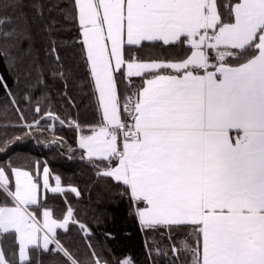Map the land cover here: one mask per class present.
I'll list each match as a JSON object with an SVG mask.
<instances>
[{"label": "snow or ice", "instance_id": "1", "mask_svg": "<svg viewBox=\"0 0 264 264\" xmlns=\"http://www.w3.org/2000/svg\"><path fill=\"white\" fill-rule=\"evenodd\" d=\"M0 68L23 102L41 94L28 123L0 72L21 131L55 134L66 121L43 106L49 86L75 107L81 82L95 113L86 129L67 122L81 159L128 197L167 264H264V0H0ZM50 176L0 164V264H109L76 209L48 203L66 191ZM73 226L83 253L63 240Z\"/></svg>", "mask_w": 264, "mask_h": 264}, {"label": "trees", "instance_id": "2", "mask_svg": "<svg viewBox=\"0 0 264 264\" xmlns=\"http://www.w3.org/2000/svg\"><path fill=\"white\" fill-rule=\"evenodd\" d=\"M68 2L70 3V0ZM65 27L64 37L70 41L75 39V29H72L70 24ZM0 72L7 77L9 87L21 101L19 106L27 116V122L31 123L35 115L32 111L35 99L41 94H36L31 105L23 102L19 95L20 89L11 74L2 68ZM78 75L83 76V72ZM62 91L60 85L50 84L49 102L43 105L46 110L51 108L66 121L62 126L57 122L53 134L43 121L41 124L44 130L33 128L21 131L25 122L19 119L15 109L8 104L5 91L0 89V106L8 105L6 117L0 119V141L21 137L6 154L0 151V164L12 161L16 166L24 168H32L37 161L41 168L46 164L51 172L50 183L54 186L58 176L66 190L64 194L47 193L48 203L57 206L59 215V210L65 207L66 199L67 203L76 209L77 218L90 229L91 235L88 239L93 248L103 259L108 260L109 264H122L125 260H130L132 264H167L165 258L155 253L153 243L160 239L159 236L148 234L141 229L128 197L121 196V190L111 184L97 180L92 165L86 159H81V150L77 143L80 133L67 123L78 120L86 129L95 119V113L88 106L89 101L81 91V82L77 81L68 90L75 107L62 98ZM83 91L87 92L86 84ZM58 137H62L63 141L53 143ZM71 187L80 191V197L69 190ZM86 236V233L73 226L71 233L63 236V240L83 253L87 251Z\"/></svg>", "mask_w": 264, "mask_h": 264}, {"label": "crops", "instance_id": "3", "mask_svg": "<svg viewBox=\"0 0 264 264\" xmlns=\"http://www.w3.org/2000/svg\"><path fill=\"white\" fill-rule=\"evenodd\" d=\"M41 184H42V180H41ZM42 192H43V189H42ZM50 193V192H49Z\"/></svg>", "mask_w": 264, "mask_h": 264}]
</instances>
